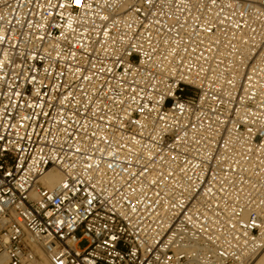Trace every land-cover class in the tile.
<instances>
[{
  "label": "built area",
  "instance_id": "obj_1",
  "mask_svg": "<svg viewBox=\"0 0 264 264\" xmlns=\"http://www.w3.org/2000/svg\"><path fill=\"white\" fill-rule=\"evenodd\" d=\"M263 249L264 0H0V264Z\"/></svg>",
  "mask_w": 264,
  "mask_h": 264
},
{
  "label": "bare ground",
  "instance_id": "obj_2",
  "mask_svg": "<svg viewBox=\"0 0 264 264\" xmlns=\"http://www.w3.org/2000/svg\"><path fill=\"white\" fill-rule=\"evenodd\" d=\"M60 179V175L57 172L51 171L45 176V180L49 182V184H53L57 182ZM1 261V259H0ZM36 264V263H35ZM37 264H42V263H37ZM250 264H264V249L257 255L255 256Z\"/></svg>",
  "mask_w": 264,
  "mask_h": 264
},
{
  "label": "rangeland",
  "instance_id": "obj_3",
  "mask_svg": "<svg viewBox=\"0 0 264 264\" xmlns=\"http://www.w3.org/2000/svg\"><path fill=\"white\" fill-rule=\"evenodd\" d=\"M87 244V242L86 241H82L81 243H80V246L81 247H84L85 245ZM37 263H42V264H49L47 261H45L44 259H41L39 262H37ZM36 263V264H37Z\"/></svg>",
  "mask_w": 264,
  "mask_h": 264
}]
</instances>
